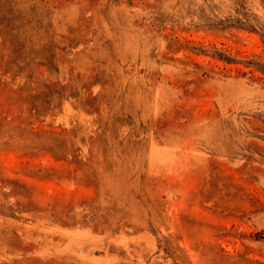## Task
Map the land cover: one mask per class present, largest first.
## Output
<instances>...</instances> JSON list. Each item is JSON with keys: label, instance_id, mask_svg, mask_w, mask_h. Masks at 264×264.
Masks as SVG:
<instances>
[{"label": "rangeland", "instance_id": "374dc122", "mask_svg": "<svg viewBox=\"0 0 264 264\" xmlns=\"http://www.w3.org/2000/svg\"><path fill=\"white\" fill-rule=\"evenodd\" d=\"M0 264H264V0H0Z\"/></svg>", "mask_w": 264, "mask_h": 264}]
</instances>
